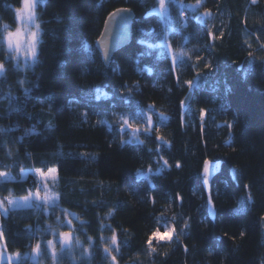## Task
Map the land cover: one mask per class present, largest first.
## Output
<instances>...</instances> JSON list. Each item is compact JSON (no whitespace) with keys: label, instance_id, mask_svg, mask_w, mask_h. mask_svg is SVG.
<instances>
[{"label":"trees","instance_id":"16d2710c","mask_svg":"<svg viewBox=\"0 0 264 264\" xmlns=\"http://www.w3.org/2000/svg\"><path fill=\"white\" fill-rule=\"evenodd\" d=\"M159 6L43 0L37 60L0 44V201L57 169L52 206L0 215L11 264H264V0ZM18 7L0 0V40ZM121 7L133 39L106 67L96 42Z\"/></svg>","mask_w":264,"mask_h":264},{"label":"snow or ice","instance_id":"6c2138e0","mask_svg":"<svg viewBox=\"0 0 264 264\" xmlns=\"http://www.w3.org/2000/svg\"><path fill=\"white\" fill-rule=\"evenodd\" d=\"M42 2H43V0H41V3ZM197 2L199 3V0H197ZM159 3H160L161 9H163L165 6V0H159ZM121 11H124V10H117V12L112 13V17L115 18L117 15H119V13ZM15 13H16L17 20L23 22V27L18 26V27H16L15 31L13 32V31H8V25L5 24L4 25L5 35L3 37V40H0V44H3V43L7 44V48L9 49V51L13 52V58H15L16 56H19V55H24L26 57L35 58L36 57V45L38 42V35H39V29H40V25L38 23H36V20H37L36 0H22V7L16 8ZM28 22L34 23L35 29H33V30L28 29ZM24 33H27V35H28L26 46H25V42L22 40ZM161 46H165V45H161ZM148 47L151 48V47H153V45L149 44ZM166 47L168 48L169 53H171L172 52V45L170 43H168L166 45ZM180 55L181 56H187V53H180ZM172 63H173V65L175 64V56H173V58H172ZM3 70H4V65H3V63H0V75L3 74ZM197 75H199V73H197ZM21 83H23V82L21 81ZM186 83H187L189 88H191L193 86L192 81H187ZM26 91H28V90H26ZM182 104H183V102H182ZM204 115H205V113L202 110L201 111V117H203ZM128 123H129L128 120L125 119L124 124H128ZM148 124H149V126H151V124H152V118L151 117H148ZM132 127H133L134 131L140 130L136 126H132ZM145 130L148 131L149 129H145ZM0 131H2V129H0ZM156 138H157V140L162 139V137L159 135V130H157ZM141 143H143V141H141ZM161 159H163V157H161ZM164 163L167 164V161L165 160ZM176 167L179 168L180 164L177 163ZM207 171H208L207 162H205V175H207ZM36 172L42 180L47 181L49 178L55 180L57 169L56 168H50V169H48L47 172H44L41 169H37ZM4 175H5V173L0 172V176H4ZM204 183L207 185L208 180L205 179ZM44 190L45 191L47 190V184H45ZM34 195H35V198L37 200L41 199L40 189H37V191L35 192ZM32 197H33V193L29 192L27 195L21 197V199L23 201H29ZM4 200L7 201L8 205H13L15 203V200L11 198V194H9V196L5 197ZM45 201L47 202L46 197H45ZM208 203L211 206V204H212L211 198H209ZM0 209H2V211H0V215H6L7 214V208L4 207V201H0ZM153 235H156L158 237V239L162 238L160 233H158V232L153 233ZM69 236H70V233L61 232L59 234V243L61 245L68 243L69 242ZM2 240H3V230L0 229V241H2ZM112 243L113 244L117 243V238L115 235L112 237ZM149 243H151V241H149ZM47 244L49 247L55 246L53 240L47 241ZM0 246H2V245H0ZM33 251L38 253L40 251V244H36ZM53 254L55 255V253H53ZM3 259H4L3 253H0V261H2ZM8 260L11 264L12 257H8Z\"/></svg>","mask_w":264,"mask_h":264},{"label":"water","instance_id":"95a60500","mask_svg":"<svg viewBox=\"0 0 264 264\" xmlns=\"http://www.w3.org/2000/svg\"><path fill=\"white\" fill-rule=\"evenodd\" d=\"M117 10H124L119 13L115 18L112 13ZM106 19L102 34L96 42L101 59L106 67H109L113 57L128 46L133 39V23L136 19V13L127 7H121L113 11ZM201 20V19H200ZM192 97L189 93L185 100V105L188 104Z\"/></svg>","mask_w":264,"mask_h":264},{"label":"rangeland","instance_id":"374dc122","mask_svg":"<svg viewBox=\"0 0 264 264\" xmlns=\"http://www.w3.org/2000/svg\"><path fill=\"white\" fill-rule=\"evenodd\" d=\"M168 0H165V6L163 9H161V7L159 6V9H158V13L163 15L167 12V8H166V2ZM41 2V0H36V13H37V6H38V3ZM36 23H39L38 21V18L36 20ZM23 27V22L22 21H18L17 20V26L16 27ZM15 28H13L12 30L8 28V31H15ZM28 29L30 30H33L35 29V24L32 23V22H28ZM5 35V31H4V34H3V37ZM40 38H41V27L39 29V35H38V42H37V45H36V57L35 58H32V57H26L24 55H19V56H16L15 58H13V52L10 51V54H11V58H13V60L15 62H18V63H21L22 66H27V65H30V64H33L35 62V60H37L38 58V47H39V43H40ZM27 39H28V35L27 33H24L23 37H22V40L25 42V46H26V42H27ZM9 50V49H8ZM132 139H136V136L135 135H132L131 136ZM33 174L36 175V177L39 179L40 181V191H41V199L37 200L35 198V192L33 193V197L29 200V201H23L21 198H12L15 200V203L13 205H8L7 204V201L5 200L4 203H5V208H7V210L9 209H21V208H31V207H41V206H46V207H49V206H52L56 201H57V196L55 194L52 193V190L50 188V183L52 181H54L53 179L49 178L47 181L45 180H42L40 178V176L37 174V172H33ZM28 175V173H24V176L26 177ZM4 178H6V176L4 175L3 176ZM56 177H57V173H56ZM56 179V178H55ZM45 184H47V190L45 191L44 190V186ZM45 197L47 198V202L45 201ZM71 243V238L69 237V242L66 243V244H63V246H68L69 244ZM0 253H3V256H4V259L2 261H0V264H2L4 261H9L8 260V257H12V260L11 261H14V262H17L15 261L16 260V257L15 256H9L5 251H3L2 249H0ZM34 254V255H33ZM38 255H39V252H34L31 253L30 257L37 261L38 260ZM19 256V254H18ZM32 256H34L35 258L37 259H34Z\"/></svg>","mask_w":264,"mask_h":264}]
</instances>
